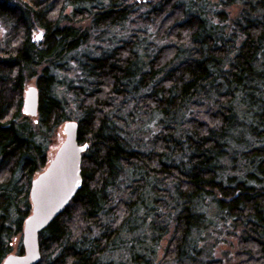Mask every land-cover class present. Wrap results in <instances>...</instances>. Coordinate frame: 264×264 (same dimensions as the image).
<instances>
[{"label":"trees","instance_id":"1","mask_svg":"<svg viewBox=\"0 0 264 264\" xmlns=\"http://www.w3.org/2000/svg\"><path fill=\"white\" fill-rule=\"evenodd\" d=\"M69 121L38 264H264V0H0V264Z\"/></svg>","mask_w":264,"mask_h":264},{"label":"water","instance_id":"2","mask_svg":"<svg viewBox=\"0 0 264 264\" xmlns=\"http://www.w3.org/2000/svg\"><path fill=\"white\" fill-rule=\"evenodd\" d=\"M38 102L37 87L29 85L24 97V113L37 116ZM63 131L64 141L48 166L32 182V212L23 229L24 254L11 253L4 264H38L42 256L40 232L64 211L82 186V156L89 145L79 144L76 122L65 123Z\"/></svg>","mask_w":264,"mask_h":264},{"label":"rangeland","instance_id":"3","mask_svg":"<svg viewBox=\"0 0 264 264\" xmlns=\"http://www.w3.org/2000/svg\"><path fill=\"white\" fill-rule=\"evenodd\" d=\"M64 133V131H63ZM57 150H55L56 153ZM53 155H55L53 153ZM231 239V238H229ZM217 249L213 254L211 253V259H222V263L221 264H231V262H229L227 260V256L229 255V250L233 251V248H230L229 246V242H221L218 244V246L215 248ZM160 256L159 258L162 257V250H160ZM226 253H228V255H226ZM233 263V261H232Z\"/></svg>","mask_w":264,"mask_h":264},{"label":"snow or ice","instance_id":"4","mask_svg":"<svg viewBox=\"0 0 264 264\" xmlns=\"http://www.w3.org/2000/svg\"><path fill=\"white\" fill-rule=\"evenodd\" d=\"M40 38H42V35L40 37H38V39H40ZM85 147H87V146H85Z\"/></svg>","mask_w":264,"mask_h":264}]
</instances>
